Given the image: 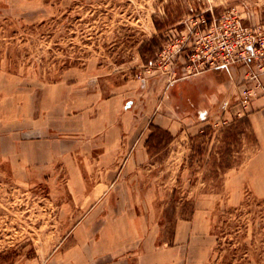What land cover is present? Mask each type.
<instances>
[{
	"label": "rangeland",
	"instance_id": "1",
	"mask_svg": "<svg viewBox=\"0 0 264 264\" xmlns=\"http://www.w3.org/2000/svg\"><path fill=\"white\" fill-rule=\"evenodd\" d=\"M227 12L264 31V0H0V264H82L100 226H123L135 212L157 226V243H171L176 222L195 216L189 264H264V117H254L264 99L240 110L241 68L210 71L234 92L213 111L193 104L178 153L168 156V136L155 131L148 159L121 165L125 180L94 199L80 192L105 171L95 165L97 137L93 148L75 144L70 127L59 125L69 110H54L53 93L48 101L43 93L58 82L103 98L124 88L125 102L135 81L161 76L167 86L185 61L182 52L167 54L182 36L191 44L195 18ZM246 114L250 127L241 123L236 137L220 141ZM48 141L57 150L87 149V167L63 156L29 166L25 154L43 159Z\"/></svg>",
	"mask_w": 264,
	"mask_h": 264
},
{
	"label": "crops",
	"instance_id": "2",
	"mask_svg": "<svg viewBox=\"0 0 264 264\" xmlns=\"http://www.w3.org/2000/svg\"><path fill=\"white\" fill-rule=\"evenodd\" d=\"M163 79L154 76L135 81L133 98L125 102L124 88L107 98L94 90L84 88L78 91L77 87H67L62 82L44 89V99L47 101L50 92L53 93L54 110L57 107L59 110H69L68 116H59V125L70 127L73 133L71 139L75 144L88 143L93 148L94 137L100 144L95 165L103 167L105 171L100 176L88 178L92 185L86 189L82 187L81 198L104 196L103 193L112 183L125 180V175L119 170L121 165L141 166L144 159H148L150 146L153 145L151 142L146 144L152 133L150 126L163 130L170 137L166 144L162 143L168 156L175 150L178 153L179 147L174 144L188 136L185 127L194 118L193 104H207L213 111L221 96L226 98L234 92L233 82L221 76L215 77L210 71L180 78H175L173 73L167 86H164ZM254 117L259 122L264 117V107L256 111ZM252 125L257 127L254 122ZM46 143L43 159L37 160L25 154L29 166L40 164L45 167L58 156H63L72 161L70 165L75 168L87 167L88 159L83 154L87 149L77 145L76 148L57 150L56 142ZM124 217L123 226H100L96 237L85 242L82 264H189L186 250L198 235L199 221L195 216L190 222H176L171 243H157V226L146 222L142 213L135 212ZM88 233L86 231V240ZM88 243H91L90 246ZM76 245L73 241L72 247Z\"/></svg>",
	"mask_w": 264,
	"mask_h": 264
},
{
	"label": "built area",
	"instance_id": "3",
	"mask_svg": "<svg viewBox=\"0 0 264 264\" xmlns=\"http://www.w3.org/2000/svg\"><path fill=\"white\" fill-rule=\"evenodd\" d=\"M194 25L191 44L186 36H182L167 54L168 59L185 55L180 67L183 71L181 77L238 67L243 70L236 93L240 110L243 112L257 97L264 99V31L260 27L243 25L240 18L231 12L209 17L200 14ZM227 106L225 102L224 112H227ZM242 112L235 116L240 117Z\"/></svg>",
	"mask_w": 264,
	"mask_h": 264
},
{
	"label": "trees",
	"instance_id": "4",
	"mask_svg": "<svg viewBox=\"0 0 264 264\" xmlns=\"http://www.w3.org/2000/svg\"><path fill=\"white\" fill-rule=\"evenodd\" d=\"M247 116V114L246 115H244V117H246ZM243 124L244 126H248V127H250V122H249V120L247 119V117L246 118H244V119H242V120H240L239 122H238V124H233L232 126H230L227 130H224V132H222V138H221V140L220 141H225V140H227V139H229V138H234V137H236V135H238V130H239V124ZM150 128L152 129V133L150 134V136H149V139H148V141H147V143L146 144H149V142H151V140L153 139V134H154V132L156 131H158V132H162V130L161 129H159V128H157V127H155V126H150ZM207 129H209V128H206L205 130H207ZM202 135H199L198 137H201ZM170 139V137L168 136L167 137V140H169ZM236 165H238V164H236ZM235 165V166H236ZM234 165H226V166H222V168L221 169H231V168H233V167H235ZM215 167V166H214ZM217 168H219V166L217 165ZM192 213H193V211H191V213H190V215L192 216ZM167 221H172L171 219H170V217L167 219Z\"/></svg>",
	"mask_w": 264,
	"mask_h": 264
}]
</instances>
